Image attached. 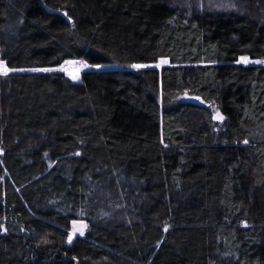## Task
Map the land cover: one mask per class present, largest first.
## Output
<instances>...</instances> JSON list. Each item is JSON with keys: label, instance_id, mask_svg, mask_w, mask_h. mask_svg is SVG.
I'll return each instance as SVG.
<instances>
[{"label": "trees", "instance_id": "1", "mask_svg": "<svg viewBox=\"0 0 264 264\" xmlns=\"http://www.w3.org/2000/svg\"><path fill=\"white\" fill-rule=\"evenodd\" d=\"M242 57L264 61V0H0L9 68L118 67L0 76V264H264V63Z\"/></svg>", "mask_w": 264, "mask_h": 264}, {"label": "rangeland", "instance_id": "2", "mask_svg": "<svg viewBox=\"0 0 264 264\" xmlns=\"http://www.w3.org/2000/svg\"><path fill=\"white\" fill-rule=\"evenodd\" d=\"M68 62H71V63H62L60 66L58 67H55V68H51V69H60L61 67L64 68V71H59V70H56V71H50V72H39V71H14V72H10L9 74H16V73H61L63 75H65L68 79H70L72 82H79L80 80V77H81V74L83 72H86V71H96V70H102V69H110V68H118L117 66H111V67H106V66H102L101 68L97 69L95 67H88V68H85L82 66V63H85L83 60H69ZM78 62H82V63H78ZM87 64V63H86ZM242 64L243 65H256V64H261L259 63L258 61H250V60H247V62H244L242 61ZM168 65V62L166 60H159L156 64L154 65H146V67H142V68H139V69H135V68H132L131 66H127L126 68L128 70H132V71H140V70H144V69H156V70H160L162 69L163 67H166ZM8 74V75H9ZM0 76L2 77H5V75H2L0 74ZM7 76V75H6ZM74 76H78V79H73ZM179 102H186V101H191V102H195L196 99H193L189 96H182L178 99ZM218 113L217 112H214V116H216ZM219 115V114H218ZM218 128H219V125H218ZM81 224H86L85 222L83 221H77L75 226L74 224L72 223L71 225V228H70V231L68 232V236L70 233H73L74 231V227L78 228ZM87 225V224H86ZM88 230V226L87 228L84 229V234L83 235H80L78 231H76L74 234H73V238H72V242L78 238V237H84L86 231ZM67 242H68V239H67ZM68 242V244H71Z\"/></svg>", "mask_w": 264, "mask_h": 264}, {"label": "snow or ice", "instance_id": "3", "mask_svg": "<svg viewBox=\"0 0 264 264\" xmlns=\"http://www.w3.org/2000/svg\"><path fill=\"white\" fill-rule=\"evenodd\" d=\"M65 15H67V13H65ZM244 62H247V58L246 57H242L241 58ZM65 63H71V62H68L66 61ZM78 63H82V62H78ZM259 63H264V61H260ZM82 66L85 67V68H88V67H95L97 69L101 68L102 66L99 65V64H96V65H88L86 63H82ZM132 68H135V69H139V68H142V67H146V65H137V64H133L131 65ZM56 70H59V71H64V68L61 67L60 69H51V68H42V69H14V68H9L6 63L4 61H0V74L2 75H8L10 72H14V71H39V72H50V71H56ZM73 79H78V76H74ZM193 99H196V100H199L200 98L199 97H194ZM201 103H203V101H201ZM214 119H222V117H220L218 114L216 116L213 117ZM74 226L76 224V222L74 221L73 222ZM87 228V225L86 224H81L78 228L74 227V231L73 233H70L69 236H68V242L71 243L72 242V238H73V234L78 231L80 235H83L84 234V229ZM167 230V229H165Z\"/></svg>", "mask_w": 264, "mask_h": 264}]
</instances>
